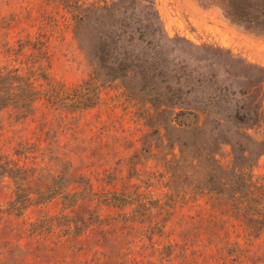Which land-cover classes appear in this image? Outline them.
<instances>
[{
    "label": "rangeland",
    "instance_id": "obj_1",
    "mask_svg": "<svg viewBox=\"0 0 264 264\" xmlns=\"http://www.w3.org/2000/svg\"><path fill=\"white\" fill-rule=\"evenodd\" d=\"M75 6L78 10L86 7L90 21L103 30L128 23L122 27L127 30L122 36L127 37L132 30L139 38L131 45L124 42L126 50L154 60L150 70L159 75L145 81L123 78L106 84L100 102L65 118L69 124L64 127L59 125L56 111L41 101L27 118H18L12 109H4L0 112V154L16 159L17 142H30L34 145L31 154L37 156L33 160L46 180V162L52 148L49 142L56 136L60 144L77 152L72 155L76 165L84 160L80 165L85 176L93 179L96 175V181L116 183L118 188L126 182L150 190L151 205L156 203L150 213L157 222L137 215L133 210L136 207L129 205L127 212L135 211L138 217L131 227L122 228V221L117 219L123 210L101 205V216L116 217L115 228L97 233L98 240H89L90 249L81 253L68 242L56 245L49 241L38 262L116 264L106 260V255L118 250L128 252V259H137V264H225L215 259L205 261L190 248L184 251V232H189V226L183 214L194 208L168 204L160 208L173 187H192L194 176H200L197 171L203 170L202 166L192 165L182 168L176 161L180 148L186 151L188 145L194 151L198 147L196 136L200 132L179 126L170 111L178 110V105L203 109L200 118L207 121L205 133L217 135L228 132L225 128L231 125L214 127L215 119L230 120L235 115L245 121L256 118L257 123L242 131L264 142V0H0V19L17 21L23 32L35 33L42 26L52 54L50 74L66 82L89 76L92 65L87 52L96 40L93 30L76 36ZM15 37V32L9 34L10 39ZM5 62L0 57V65ZM123 84L132 92L128 93ZM166 104L176 107L169 110ZM202 146L214 151L223 165L231 163L229 143L218 140ZM234 150L237 152L236 147ZM253 173L264 179V150L255 161ZM13 189V180L0 175L2 208L13 198ZM55 207L59 205L52 203L47 209ZM40 209L29 207L21 216L3 212L0 243L7 241L13 246L28 241L24 236L19 238V222L34 219L43 213ZM242 245L237 250L244 257L235 264H264V232Z\"/></svg>",
    "mask_w": 264,
    "mask_h": 264
},
{
    "label": "trees",
    "instance_id": "obj_2",
    "mask_svg": "<svg viewBox=\"0 0 264 264\" xmlns=\"http://www.w3.org/2000/svg\"><path fill=\"white\" fill-rule=\"evenodd\" d=\"M74 9L73 31L76 36L85 30H93L96 35L92 49L87 52L91 72L87 78L76 82H66L50 74L52 54L42 26L35 33L23 32L17 21L0 19V57L6 61L0 65V112L12 109L18 118H27L35 113L36 104L41 101L56 111L59 125L64 127L69 124L65 118L74 117L100 102L101 90L106 84L123 78L130 81L137 78L145 81L149 76L157 78L159 72L150 70L154 60L126 50L124 42L131 45L139 38L132 30L127 32V37L122 36V32L127 31L122 27H127L128 23L120 22L108 31L103 30L99 24L90 21L86 7L78 10L75 6ZM11 32L16 34L14 40L9 38ZM123 85L128 93L132 92L129 86ZM174 107V104L165 105L169 110ZM178 107V110L170 111L173 117L176 116L175 122L184 128H197L200 134L196 137L200 143L194 151L188 145L186 151L180 148L176 161L182 168L192 165L202 166L203 170L197 171L200 176H194L192 187H173L166 195V202L160 203V208L163 209L165 204L174 208L176 205L194 208L193 212L183 214L189 226V232H184V251L190 248L205 261L215 259L235 264L244 257L237 250L243 247L242 243L247 244L251 238H258L264 232V179L253 173L255 161L264 150V142L242 131V128L257 123V119L245 121L236 115L230 120L215 119L212 121L214 127L220 124H230L231 127L225 128L228 132L222 135L210 131L206 134L207 121L200 118L203 109ZM190 115L191 119L188 118ZM218 140L231 145L233 158L230 164L223 165L214 151L202 146ZM49 144L53 149H50L46 162V180L41 178L42 173L33 160L37 156L31 154L34 145L30 142H17L14 148L16 159L0 154V175L9 176L14 183L13 198L5 208L0 204V215L5 212L21 216L32 206H39L43 212L32 220L23 218L19 222V238H28L24 244L9 246L7 241L0 243V264H47L37 259L43 257L42 248L48 246L49 241L56 245L68 242L78 253L89 250V240L97 238V233H109L116 223V217L101 216V205L118 206L123 210L117 219V222L122 221V228L131 227L137 215L148 218L149 222L156 221L150 213L156 205H151L150 190L126 182L119 188L116 183H100L96 181V175L93 180L82 171L80 164L84 160L75 164L72 155L77 152L73 148L60 144L56 136ZM30 157L32 164L28 165ZM182 173L186 179V170ZM52 203L59 207L47 209ZM129 205L136 207L133 210L137 215L135 211L127 212ZM54 235L57 236L55 240L52 239ZM127 254L118 250L115 254L108 252L106 260L116 264L138 263L137 259L130 261Z\"/></svg>",
    "mask_w": 264,
    "mask_h": 264
}]
</instances>
